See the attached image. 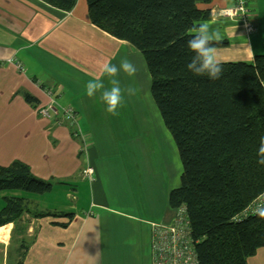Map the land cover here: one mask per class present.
<instances>
[{"label": "crops", "instance_id": "0c3cea01", "mask_svg": "<svg viewBox=\"0 0 264 264\" xmlns=\"http://www.w3.org/2000/svg\"><path fill=\"white\" fill-rule=\"evenodd\" d=\"M234 3L211 0L198 6L211 9L212 18L207 21L214 22L221 42H227L216 46L220 62H252L264 54V0H248L252 32L243 21L219 14ZM141 57L130 43L90 21L86 0H78L71 11L42 0H0V147H4L0 155L22 156L28 162L46 147L44 157L51 151L55 160L47 162L50 170L42 178L57 177L58 183L69 184L78 194L91 186V202L79 208L39 197L32 203L33 196H29L30 207L33 204L37 209L26 210L16 221L0 227L9 226L8 237L0 241L1 264H152V223L170 221L175 209L168 204V193L162 203L157 202L161 196L156 187L143 188L134 181L139 154L116 163L113 156H107L101 164L104 148L98 147L89 124L81 125V121L73 127L58 123L60 115L46 118L38 113L39 106L52 98L61 106H72L79 118L85 111L96 114L106 109L103 90L89 97L86 84L100 77L110 87L109 78L102 76L103 64L111 61L119 67L125 58L136 65L137 72L130 77L121 71L116 79L122 90L136 85L140 96L141 82L147 86L151 79L148 75L141 80L137 66ZM15 58L23 68L11 62ZM26 92L39 100L36 105L25 100ZM132 96L125 91L119 107L124 109L126 128H135L139 119L134 116L138 110ZM78 129L89 140L86 144ZM35 165L29 164L32 170ZM88 165L94 168L91 179L83 174ZM41 211L53 214L35 216ZM248 264H264V247L248 258Z\"/></svg>", "mask_w": 264, "mask_h": 264}, {"label": "trees", "instance_id": "16d2710c", "mask_svg": "<svg viewBox=\"0 0 264 264\" xmlns=\"http://www.w3.org/2000/svg\"><path fill=\"white\" fill-rule=\"evenodd\" d=\"M42 1L71 11L78 0ZM86 1L94 25L145 58L153 100L182 162L181 184L169 192L168 204L185 207L200 264H248L264 247V222L254 213L239 218L264 192V165L256 155L264 137V54L221 63L217 80L195 76L186 68L188 30L212 18L211 9L198 6L211 0ZM24 97L32 105L39 101ZM52 187L21 160L0 166V191L23 193L4 196L0 227L31 212L30 195Z\"/></svg>", "mask_w": 264, "mask_h": 264}, {"label": "rangeland", "instance_id": "374dc122", "mask_svg": "<svg viewBox=\"0 0 264 264\" xmlns=\"http://www.w3.org/2000/svg\"><path fill=\"white\" fill-rule=\"evenodd\" d=\"M140 55L145 61L141 52ZM142 79H144V75L141 76ZM134 88L137 90L136 85H134ZM130 99L135 105L133 106L134 109L138 110L134 114V116L139 118L135 124L136 129L131 125L128 128L124 126L126 116L122 108L117 109V115L108 113L106 109L96 112V114L85 111V113L80 115L79 122L83 121L80 123L81 125L83 123L85 125L86 123L89 124L90 133L97 136L98 147L104 148L105 153L100 155L101 164L107 159V156H113V163H116L121 161L123 157L126 158L129 154H139L140 158L135 162L137 179H134V181L137 180V185L139 184L143 188L149 185L156 187L157 194L159 197L161 196V198H157V202L162 203L163 199L166 198V194L168 193L167 195H169L172 189L177 188L181 184L182 162L178 147L170 131L165 126L160 111L153 100L150 85L146 88L144 83L141 82L140 96L136 91ZM124 106L128 107L129 105L124 103ZM136 106L139 108L137 109ZM2 149L4 147H0V150ZM45 150L46 147L44 148ZM44 151L28 162L21 160L22 156L12 158L8 155H0V166H7L12 164L13 161L15 162V160H21L30 165L36 163V168L32 170L33 175L36 178L51 181L53 187L49 192L31 197L32 203L38 201L39 197L41 201L49 202L54 200L56 204L70 207L77 206V208L80 205L89 204L91 202L90 184L86 186L87 189L84 188V192L78 194L74 192L69 184L58 183L57 177L42 178V174L46 173V169L50 170L47 162L52 163L55 160L51 151L44 157ZM13 154L15 153L13 152ZM36 160H39L38 163L43 162L44 166L39 165ZM77 181H80V179L74 182L75 185H77ZM7 193L12 192L11 190L0 191V210L5 204V198L3 197ZM18 193H21V191H18ZM31 205V209H37V206ZM13 243L15 244V242ZM2 252L0 250V264L3 262Z\"/></svg>", "mask_w": 264, "mask_h": 264}, {"label": "built area", "instance_id": "2783aa9c", "mask_svg": "<svg viewBox=\"0 0 264 264\" xmlns=\"http://www.w3.org/2000/svg\"><path fill=\"white\" fill-rule=\"evenodd\" d=\"M221 16L239 19L245 23L248 31H253L254 26L250 17L248 0H235L231 6L220 9ZM18 68H23L15 58L11 59ZM51 95V91H49ZM38 113L42 117L50 118L60 115L58 123H68L78 127L79 116L77 111L70 105L61 106L53 98L45 105H40ZM85 144L89 141L76 130ZM84 177L91 179L94 175V168L88 165L84 169ZM264 205V192L261 193L245 211L239 215L245 217L253 214L257 206ZM152 264H200L195 242L192 238V228L184 206L175 209V214L170 221L152 223Z\"/></svg>", "mask_w": 264, "mask_h": 264}, {"label": "clouds", "instance_id": "9594fccd", "mask_svg": "<svg viewBox=\"0 0 264 264\" xmlns=\"http://www.w3.org/2000/svg\"><path fill=\"white\" fill-rule=\"evenodd\" d=\"M213 23L205 21L193 25L188 30L190 38L186 42V47L191 56L186 68L195 76H207L210 80H217L220 78L223 68L218 59V49L215 45L221 42L222 36L219 29L213 27ZM121 71L131 77L136 74L137 67L127 58L120 62L119 67L108 61L103 64L102 76L109 78L110 87H106L100 77H94L86 84V93L89 97L94 96L98 90H103L101 100L106 105V111L112 115L118 114L117 109L122 106L125 91L128 95H134L137 91L131 87L122 90L120 81L116 79ZM259 144L260 147L256 153L257 163L264 165V137L260 138ZM253 212L264 222V205L257 206Z\"/></svg>", "mask_w": 264, "mask_h": 264}, {"label": "bare ground", "instance_id": "6f19581e", "mask_svg": "<svg viewBox=\"0 0 264 264\" xmlns=\"http://www.w3.org/2000/svg\"><path fill=\"white\" fill-rule=\"evenodd\" d=\"M137 66H138L139 74L141 76L144 75L145 77H147L148 75H150L148 73L146 62L144 61V59L142 57L137 62ZM149 85H150V88H151V79H150V83L147 84L146 88H148ZM8 229H9V226L3 227V228L0 229V241L6 239L8 237Z\"/></svg>", "mask_w": 264, "mask_h": 264}]
</instances>
